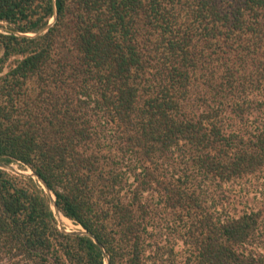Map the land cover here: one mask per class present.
<instances>
[{
    "label": "trees",
    "instance_id": "1",
    "mask_svg": "<svg viewBox=\"0 0 264 264\" xmlns=\"http://www.w3.org/2000/svg\"><path fill=\"white\" fill-rule=\"evenodd\" d=\"M0 28V164L98 242L0 169V264H264V0H0Z\"/></svg>",
    "mask_w": 264,
    "mask_h": 264
},
{
    "label": "water",
    "instance_id": "2",
    "mask_svg": "<svg viewBox=\"0 0 264 264\" xmlns=\"http://www.w3.org/2000/svg\"><path fill=\"white\" fill-rule=\"evenodd\" d=\"M55 19H56V17H54V19L51 21L49 27H51V26L54 24ZM49 27H48V28H49ZM48 28H47L44 32H46V31L48 30ZM4 30H5V29L0 28V31H4ZM11 166H12V164L7 165V164H4V163H1V164H0V169H2V170H6L7 168H10V169H11V168H12ZM29 171H30L29 173H28V172H25V171H15V174H16V175H21V176H26V177H32V178H34L35 180H37V181L39 182V184L42 186V188L44 189V191H45V192L48 194V196L50 197L52 210H53V212H54V214H55V216H56L57 222H59V218H60V216H64V215L61 213V211L59 210V208H58V206H57V204H56V197H55V195H54L53 192L49 189V187L47 186V184L45 183L44 180H42V179H41L36 173H34L31 169H29ZM58 227H59V229H60L62 232L66 233V234L80 235V236H89V237L92 238L96 243H98L97 240H96V238H95L92 234L86 232L84 229H82L81 232H67V231L63 230L62 228H60L59 224H58ZM99 247H100V248L103 250V252H104V255H105V262H106V264H110V258H109V256L107 255V253L105 252L103 246L99 244Z\"/></svg>",
    "mask_w": 264,
    "mask_h": 264
},
{
    "label": "rangeland",
    "instance_id": "3",
    "mask_svg": "<svg viewBox=\"0 0 264 264\" xmlns=\"http://www.w3.org/2000/svg\"><path fill=\"white\" fill-rule=\"evenodd\" d=\"M12 168H7L5 171L11 173V174H15V171H25V172H30L29 169L23 165L20 164H12L11 166ZM16 175V174H15ZM69 220V219H68ZM71 221V220H70ZM72 222V221H71ZM60 228H62L63 230L67 231V232H81L82 231V227L79 225H76L75 223L72 222V225L74 226H69L67 224H64L63 221L59 218V222H58Z\"/></svg>",
    "mask_w": 264,
    "mask_h": 264
},
{
    "label": "bare ground",
    "instance_id": "4",
    "mask_svg": "<svg viewBox=\"0 0 264 264\" xmlns=\"http://www.w3.org/2000/svg\"><path fill=\"white\" fill-rule=\"evenodd\" d=\"M60 219L63 221L64 224H67L69 226H73L72 222L70 220H68L66 217L64 216H60ZM74 227V226H73Z\"/></svg>",
    "mask_w": 264,
    "mask_h": 264
}]
</instances>
